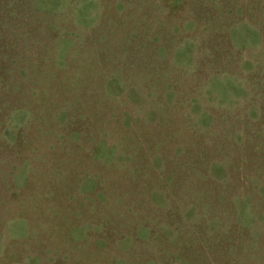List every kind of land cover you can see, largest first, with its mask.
Instances as JSON below:
<instances>
[{
	"label": "rangeland",
	"instance_id": "1",
	"mask_svg": "<svg viewBox=\"0 0 264 264\" xmlns=\"http://www.w3.org/2000/svg\"><path fill=\"white\" fill-rule=\"evenodd\" d=\"M0 264H264V0H0Z\"/></svg>",
	"mask_w": 264,
	"mask_h": 264
}]
</instances>
